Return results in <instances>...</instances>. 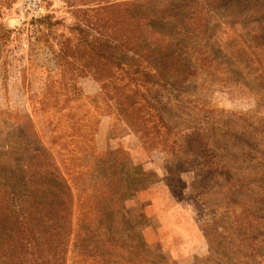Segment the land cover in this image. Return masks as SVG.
Returning <instances> with one entry per match:
<instances>
[{"label": "rangeland", "instance_id": "1", "mask_svg": "<svg viewBox=\"0 0 264 264\" xmlns=\"http://www.w3.org/2000/svg\"><path fill=\"white\" fill-rule=\"evenodd\" d=\"M28 8L0 0L4 176L43 160L94 166L122 150L151 174L125 202L145 245L135 264H264V0H39ZM167 66L177 72L165 80L143 77ZM93 130L98 156L88 155ZM70 174L67 264L76 240L78 174Z\"/></svg>", "mask_w": 264, "mask_h": 264}, {"label": "trees", "instance_id": "2", "mask_svg": "<svg viewBox=\"0 0 264 264\" xmlns=\"http://www.w3.org/2000/svg\"><path fill=\"white\" fill-rule=\"evenodd\" d=\"M122 40L118 41L123 47L137 46L135 39L129 43ZM174 59L168 57L164 61ZM173 67L157 70L152 76L149 72L142 74L151 81L165 80V73L177 72ZM89 72L97 81L103 78L100 70ZM141 129L137 133L145 141L148 131ZM94 132L90 138L92 145ZM193 136L196 135L190 138ZM151 141L154 142L153 138ZM89 152L88 155H99L94 145ZM105 158L109 160L94 166L70 168L61 163V170L51 162L35 161L28 166L9 167L13 175L10 179L0 166V264H67L65 256L73 235L70 223L73 195L65 178L70 173L78 174L73 183L76 240L71 263L135 264L134 257L145 245L137 224L128 218L125 202L149 182L151 174L134 165L122 150L105 153L102 160ZM13 198H20L19 208L12 204ZM88 245H98L96 253H85Z\"/></svg>", "mask_w": 264, "mask_h": 264}, {"label": "built area", "instance_id": "3", "mask_svg": "<svg viewBox=\"0 0 264 264\" xmlns=\"http://www.w3.org/2000/svg\"><path fill=\"white\" fill-rule=\"evenodd\" d=\"M38 1L39 0H23V4H27L29 7L28 9L35 12L38 9Z\"/></svg>", "mask_w": 264, "mask_h": 264}]
</instances>
